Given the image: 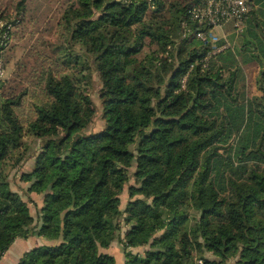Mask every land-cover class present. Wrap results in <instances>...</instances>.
I'll return each instance as SVG.
<instances>
[{
    "label": "trees",
    "instance_id": "obj_1",
    "mask_svg": "<svg viewBox=\"0 0 264 264\" xmlns=\"http://www.w3.org/2000/svg\"><path fill=\"white\" fill-rule=\"evenodd\" d=\"M29 1L0 38L23 29ZM202 1L65 0L31 115L19 113L28 88L1 105L0 258L36 234L50 242L17 264H116L105 251L116 240L126 264H264V0L240 31L224 27L258 63L257 91L232 43L203 60L212 43L197 32L210 26L191 16ZM36 142L21 178L42 196L37 216L9 179Z\"/></svg>",
    "mask_w": 264,
    "mask_h": 264
},
{
    "label": "rangeland",
    "instance_id": "obj_2",
    "mask_svg": "<svg viewBox=\"0 0 264 264\" xmlns=\"http://www.w3.org/2000/svg\"><path fill=\"white\" fill-rule=\"evenodd\" d=\"M16 3L17 0H0V14L4 11L6 17L0 20V27L9 19L16 17ZM64 3L65 0H31L29 1V7H31V12L33 11L32 15L34 13V18L31 13H28L25 22L22 24L23 29L20 28V26L11 25L12 33L7 39V49L5 51V56L3 55L5 68L3 78L0 81V110L6 95L10 91L18 94L24 91L25 88H28V95L25 97V101L19 113L22 114L23 119L27 114L31 115V94H33L34 90H41L40 85L36 82L38 80L37 75L40 76L43 67L47 65V63L44 62L43 56L55 57L61 52L55 48L63 41V32L59 21L65 8ZM35 8L39 9L36 11ZM213 32L226 38L229 44H233V48L236 50L237 54L244 60L249 86L257 91L256 80L259 74L258 63L250 57L251 55L249 53H242V51L239 50L232 37L230 38L229 31L225 28L223 29L220 26H215ZM151 47L152 45H149L147 49L149 50ZM91 78L92 85L90 87V94L98 108L97 115L91 125V130L98 131L103 125L100 109L101 102L99 98L101 82L96 73H93ZM25 139L27 140L29 137L26 135ZM37 146L38 143L36 142L34 148L30 151L28 159L24 163L9 169L11 187L17 190L25 200L28 201L30 210L35 216H37V210L42 204V196L36 192L28 191V183L22 180L21 174L23 171L31 169ZM134 181L135 180L132 178L130 182ZM128 198V185H126L122 194V208L125 206ZM196 214L197 212H194V215ZM207 255L211 258L214 257L210 252L207 253ZM199 259L200 257H198V260Z\"/></svg>",
    "mask_w": 264,
    "mask_h": 264
},
{
    "label": "built area",
    "instance_id": "obj_3",
    "mask_svg": "<svg viewBox=\"0 0 264 264\" xmlns=\"http://www.w3.org/2000/svg\"><path fill=\"white\" fill-rule=\"evenodd\" d=\"M250 1L251 0H203L201 4L191 9V16L193 19L210 26L208 31L200 29L197 32L198 37L203 40H209L212 43L211 49L208 50L203 60L229 47L230 44L227 41L219 43L222 37L214 33L213 28L215 26H220L224 29L225 26L231 24L236 29L241 30L244 26L245 17L251 10ZM7 27L10 28L11 25ZM9 36L8 30L5 31L0 38L1 44L6 45ZM4 68L5 60L3 50L0 48V81L3 78ZM198 263L204 264V260L200 258Z\"/></svg>",
    "mask_w": 264,
    "mask_h": 264
},
{
    "label": "crops",
    "instance_id": "obj_4",
    "mask_svg": "<svg viewBox=\"0 0 264 264\" xmlns=\"http://www.w3.org/2000/svg\"><path fill=\"white\" fill-rule=\"evenodd\" d=\"M49 242L48 239L36 234L29 237H18L0 258V264H17L26 251ZM105 251L116 257V264H126V256L121 243L114 241Z\"/></svg>",
    "mask_w": 264,
    "mask_h": 264
}]
</instances>
